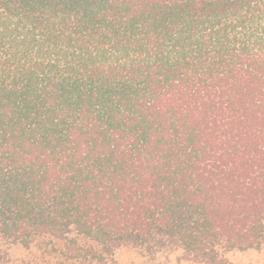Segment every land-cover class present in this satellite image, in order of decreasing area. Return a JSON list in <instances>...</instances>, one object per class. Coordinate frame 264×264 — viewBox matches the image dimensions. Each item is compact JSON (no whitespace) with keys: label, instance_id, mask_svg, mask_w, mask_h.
<instances>
[{"label":"trees","instance_id":"16d2710c","mask_svg":"<svg viewBox=\"0 0 264 264\" xmlns=\"http://www.w3.org/2000/svg\"><path fill=\"white\" fill-rule=\"evenodd\" d=\"M0 233V264L262 249L264 0H0Z\"/></svg>","mask_w":264,"mask_h":264},{"label":"rangeland","instance_id":"374dc122","mask_svg":"<svg viewBox=\"0 0 264 264\" xmlns=\"http://www.w3.org/2000/svg\"><path fill=\"white\" fill-rule=\"evenodd\" d=\"M71 234L78 236L85 244L93 243L90 238L80 235L73 228ZM108 245L115 249L116 257L122 264L140 262L141 258L135 250L137 248H144L145 253L148 254L147 259L152 264H211L208 256L190 247L182 238L166 233H155L146 244L137 238H130L125 241L110 240ZM159 250L162 252L156 254ZM24 254V247L17 239L0 233V262L21 258ZM224 256L227 264H264V244L260 250L226 251L225 249Z\"/></svg>","mask_w":264,"mask_h":264}]
</instances>
